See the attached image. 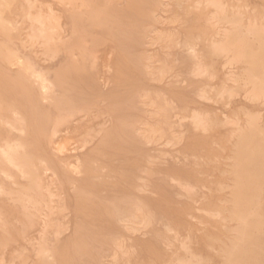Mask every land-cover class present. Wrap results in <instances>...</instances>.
Segmentation results:
<instances>
[{
  "label": "rangeland",
  "instance_id": "obj_1",
  "mask_svg": "<svg viewBox=\"0 0 264 264\" xmlns=\"http://www.w3.org/2000/svg\"><path fill=\"white\" fill-rule=\"evenodd\" d=\"M0 1L4 18L0 22V112L14 118L13 110L17 108L23 115L30 116L31 91L34 99L51 111L50 122L45 124L40 116L34 130L31 129V136L0 125L2 144L6 140L27 141L39 131L41 136L37 138L36 153L49 167L39 173L42 180L39 191L38 188L29 191L28 177L16 168L0 163V185L11 192L0 191L1 264H43L45 254H52L46 258L47 262L60 264L57 262L58 250L59 245L64 244L70 247L73 264H101L103 258L106 260L102 264H228L233 260L242 264L254 261L264 264V162L255 163L259 177L250 186L256 189L257 217L251 216L246 228L243 227V220L233 217V199L237 188L233 170L235 165H242V155L238 152L241 148L240 135L251 117L258 119L256 124L260 135L256 141H260L258 147L263 150L261 158H264V101L253 100L252 84L245 85L247 64L230 65L226 57L212 52V39L219 40L220 32L230 28L229 23L208 25V18L215 13L213 6L199 4L200 0H189L178 6L174 5L175 0H170L173 4L169 6L173 7L167 6L161 11L157 9L162 21L165 20L156 24L147 17L148 11L137 0H100L101 3L99 0ZM224 2L229 15L239 12L245 27L250 23L264 24V0ZM106 5L121 22L120 26H96L87 19L90 8L96 6L105 10ZM8 20L13 24L10 25ZM42 23H46L48 32H41ZM153 26L164 33L179 34L181 44L170 47H166L164 42L142 45L145 36H148L146 40L155 37L147 30ZM205 30L208 32L205 33ZM50 31L54 33L50 34ZM72 31L77 32L74 34ZM78 32L86 33V47L83 46L84 38L78 42L76 36L81 37ZM44 41L47 43L43 45ZM262 43L264 38L255 43V47ZM193 50H196L197 57ZM10 52L18 54L25 63L49 76L57 84L58 96L67 89L85 94L88 101L83 103L84 107L71 113L44 99L40 82L35 78L28 79L18 61L14 65L6 60ZM150 54L156 62L148 69L146 64ZM164 58L169 59L172 72L166 73L162 80H155L147 73L157 72ZM185 60L186 63H182ZM200 61L208 67L205 75L196 70ZM183 64L187 66L183 67ZM145 91L169 98L173 107L170 113L172 129L156 142L133 140L120 149L107 146L104 152L99 153L106 133L115 124L109 108L111 101H123ZM143 105L133 111L134 115L138 119H152L150 110L153 107ZM195 115L204 119V127L195 124ZM87 163L101 167L95 179L98 196L110 198L116 194L134 193L154 213L150 227L131 230L123 228L115 220H108L105 215L93 219L78 213L77 191L83 185L84 177L80 165ZM140 167L144 172L140 173ZM122 171L128 172L133 183H147L146 190L136 192L133 187L130 188L123 182ZM138 175L145 178L138 181ZM23 190L37 201L36 209H25L17 199V194ZM29 211L35 213L31 218L26 214ZM253 222L257 227L251 226ZM80 224L82 226L78 230ZM243 231L245 236L240 238ZM85 232L93 234L96 239L90 246L88 257L76 249L81 236H86ZM111 237H119L124 242L125 252L117 251L115 244L109 240ZM235 241L241 245L237 250L233 248Z\"/></svg>",
  "mask_w": 264,
  "mask_h": 264
},
{
  "label": "bare ground",
  "instance_id": "obj_2",
  "mask_svg": "<svg viewBox=\"0 0 264 264\" xmlns=\"http://www.w3.org/2000/svg\"><path fill=\"white\" fill-rule=\"evenodd\" d=\"M26 1H28V0H26ZM73 1H75V0H73ZM95 1H97V0H95ZM137 1L141 4L143 9L148 11L147 17H149L156 24H159L165 20L164 19L162 21L161 16L159 15V13H157V9H160V11H161V10H164V7H166L165 9H167V6H169V4H173L172 2L170 3V0H137ZM187 1H189V0H175L174 5L182 6V3L187 2ZM99 2H100V0H99ZM236 2H237V0H236ZM73 3L74 2H72V4ZM253 3H255V2H253ZM259 3H260V1H259ZM79 4H80V2H79ZM199 4H203L206 6H213L215 8L214 15H212V17L208 18V25L209 26L223 25L226 23L230 24V28H227L223 32H220L221 38L219 40H213L212 39L211 46H210L212 52L219 57H226L228 59L227 63L230 65H235V64L242 63V62L247 64L248 66H247L246 76L244 79L245 85L252 84L251 98L253 100H263L264 101V44L262 43V45L258 46L257 48L255 47V43H257L259 40H261V38H264V24L258 25L256 23H250V25L245 27L244 24L242 23V19L240 17L239 12H235L233 15H229L227 7H226V3L224 2V0H200ZM1 5H2V3L0 1V22L4 20V18L2 16ZM58 5H60V4H58ZM96 5H98V4H96ZM100 5H103V4H100ZM26 7H27V5H26ZM78 7H79V5H78ZM171 7H173V6H169V8H171ZM60 8H62V6H60ZM49 9H50V7H49ZM73 9H72V11H73ZM109 9H110L109 5L105 6V10H103L99 7L96 8V6H95V8L94 7L90 8L89 9V16L87 19L90 20L92 25H96V26L97 25L120 26L121 22L117 20V17H115L114 14L109 11ZM173 10H175V9L173 8ZM251 12H252V10H251ZM160 13H162V12H160ZM176 14H177V12H176ZM177 15H179V14H177ZM179 16H181V15H179ZM183 18H184V16H183ZM40 19H41V17H40ZM37 21H40V20H37ZM47 21H49L48 18H47ZM183 21H185V20H183ZM169 22H171V24H173L172 20H169ZM179 22H181V19ZM204 22H206V21H204ZM8 23L10 25L13 24V22L11 20H8ZM29 23H31V22H29ZM56 23H58V22H56ZM161 25H163V24H161ZM38 26H40V25H38ZM8 27H10V26H8ZM59 27H61L60 23H59ZM80 29H82V28H80ZM47 30H48V26L46 25V23H44L43 24V30L41 32H46ZM147 30H149V32L151 34L154 33L155 37H153L151 40H149V39L146 40L148 38V36H145L142 40V45H145V44L148 45V43L155 44L157 42H164V43H166V45H165L166 47H170V46H174V45H177L180 43L179 36H178L179 34L164 33L162 31L158 30L156 28V26H153L151 28L149 27V28H147ZM59 31H60V29H59ZM77 31H75V32H77ZM175 31H176V29H175ZM61 32L63 33L62 29H61ZM69 32H71V31H69ZM75 32H73V33L75 34ZM167 32H169V31H167ZM176 32H178V31H176ZM207 32L208 31L205 30V33H207ZM53 33H51V31H50V34H53ZM78 33H80V32H78ZM78 33H77V35H78ZM80 34H81L80 35L81 37L76 36L78 39V42L80 41V38H82V40H83L86 33L84 34L82 32ZM82 34H84L83 37H82ZM53 36H52V38H53ZM55 36H56V34H55ZM87 36H88V34H87ZM62 37H64V35ZM27 38H29V37H27ZM47 39H48V37H47ZM72 39H75V38H72ZM85 39L86 38H84V40H83L84 41L83 46L87 45V43L85 44V41H86ZM28 40H30V39H28ZM46 41H48V40H46ZM35 42H36V40H35ZM46 43L47 42L43 43V45ZM66 43H67V41H66ZM72 43H73V41H72ZM186 43H188V42H186ZM31 45H32V43H31ZM60 47H61V45H60ZM77 47L80 48V46H77ZM70 48H72V47H70ZM169 49H171V48H169ZM173 49H175V48H173ZM82 50H83V48H82ZM75 51H76V49H75ZM67 53H68V51H67ZM86 53L89 54L88 52H86ZM193 53H194V55H196V57L198 56V54H196V50H193ZM174 56L176 58V54H174ZM73 57H75V56H73ZM169 57H172V56L169 55ZM87 58L85 60H87ZM147 59L149 62L146 64V67L148 69H150L152 64H154L153 62H156V61L153 60V57L151 54H150V56L147 57ZM6 60L10 63H14L15 61H18L19 65L21 64L25 74L29 77L28 79L35 78L37 81L40 82L41 89L43 92V98L46 99L47 101H49L50 103H52L55 107L59 108L60 110H66V111L73 113V112H76V111H79L80 109H82L84 107L83 103H86L88 101L85 94H80L78 92L75 93L74 91L72 92L71 89L70 90L67 89L66 92H64V93L62 92L61 95L58 96L56 94L57 88H58L57 84L54 81H51L49 79V76L42 74L36 68L31 66L29 63H25L22 60V57L18 56V54L14 53V52H10V53H8V55L6 57ZM75 60H76V57H75ZM164 60H165V58H164ZM168 61H169V59L165 60L164 62L162 60V64L160 67H158L157 72L149 71L147 74H150V76H152V78L155 80H162L165 77L166 73H168L170 71L172 72L171 69H173L171 67V65L168 63ZM42 62H44V61H42ZM183 62L186 63V60L182 61V63ZM175 64H177V63L175 62ZM14 65H15V63H14ZM81 65H82V63H81ZM183 65H184L183 67L187 66V64H183ZM196 70L198 71L199 74L205 75L208 71V67L206 64H204L203 62L200 61L196 64ZM105 74H106V72H105ZM148 77H149V75H148ZM153 82H154V80H153ZM92 83H93V81H92ZM30 94H31V97L33 98V100L30 103L31 115L30 116L23 115V113L17 108H15L13 110L14 118H9L0 112V125H3V126L7 125V126H9L8 127L9 129L11 127V128L17 129L18 131H20L22 133H26L28 136H31V129L34 130L35 126L39 122L38 118L40 116L42 117L41 120H43L45 124H48L50 122L51 118L49 117V115H50L51 111L47 107H45L44 105H41L38 101H36L34 99L35 96H34L32 91L30 92ZM140 104L149 105V106H151V108L153 107L150 110V114L152 116V119H142V118L138 119L136 117V115H134L133 111L138 110V108H140ZM213 104H215V103H213ZM233 105H235V104H233ZM109 108H110L111 114L115 118V124L113 126V129L109 130L106 133L105 140L102 142V145L98 150L99 153L104 152L105 148L107 146H111V147L120 149V148H122V146L127 145L128 143H130V141H133V140H138V141L140 140L141 142H145V143L152 142L155 140H159V139L163 138L169 132V130L172 129L171 128L172 123L170 121V113L173 110L172 103L168 97H166L162 94L156 93L154 95V93H151L149 91H145L142 93H138L137 96H135L133 98H128V99H125L123 101L112 100ZM0 110H1V108H0ZM222 110H224V109L222 108ZM148 114L149 113H147V115ZM70 117H71V115H70ZM223 117H224V115H223ZM181 118H182V116H181ZM179 120L180 119H178V122H179ZM189 120L191 121V119H189ZM257 120L258 119L251 117V119H249L248 126L243 130V133H241V135H240V137H241L240 147L241 148L238 150V152L241 153V155H242V159L240 160L242 165H238V164L235 165L234 170H233L234 174H236L235 179L237 182V188H236V191L234 192L235 197L233 199V202H234L233 217H237L238 219L243 220L244 221V223H243L244 228L249 226L248 225V219L251 216L257 217V214H256L257 213L256 197H255L256 189L255 188L253 189V187H250V186L254 185L257 182L256 181L257 177H259V174H257V172H256L257 171L256 170L257 165H255V163L264 162V158H261V153H263V150L258 147L261 145L260 141H259V139L256 141V138H258L260 135L259 131H257V130H259V126L256 124ZM194 122L197 126H203L204 127V119L200 115L194 116ZM14 132H16V131H14ZM40 132H41V130H40ZM71 132H69V133H71ZM40 136H41V134H39V131H37V133L35 135L36 138L33 135V137H29L28 139H26L27 141L19 140L17 142H12V141L6 140L3 144L0 142V163L5 164L7 166H11L12 168H16L24 176L28 177V179L30 181L29 191L33 190L34 188H38V191H39V189L42 187V180L40 178L39 173L42 169H44V170L49 169L48 165L45 164L44 159L36 153L37 152L36 151V144L38 142L37 138H39ZM55 136H56V134H55ZM74 136L72 135V137H74ZM178 137H179V135H178ZM233 143H235V142H233ZM80 145H82V143ZM61 150H62V147H61ZM77 160L80 163V160L79 159H77ZM74 163H76V162H74ZM121 163H123V162H121ZM71 165H73V164H71ZM80 167L82 168L81 171L84 173V177H83V185H81V187H79L78 191H77V195L79 197V202L77 205L78 213H80L81 215H84V216H90V218H93V219H94V217L97 218V217H102L103 215H105L108 220H115L118 223H120L121 225H123V228L125 227V228L131 229V230H140L142 228L150 227V225L154 221V213L151 211V208L139 196L135 195L134 193L133 194L130 193L134 196H132L130 194H122V195H119V194L115 195L114 194L115 196L110 197V198L99 197L98 196V186H97V183L95 182V179H96V177L99 176L98 172L101 169V167L99 165H95L94 163H87L84 165H80ZM2 170L6 173L7 176H9V173L6 170H4V169H2ZM19 171H18V173H19ZM139 171H140V173L144 172V170L141 167L139 168ZM51 173L52 172H50V174ZM121 173H122L121 176L123 178V182L126 183L130 188L133 187V189H135L136 192H142V191L144 192V190H146L147 183H141L140 184L139 182H136V181H135V183H133L131 176L128 174V172L122 171ZM52 176H54V175H52ZM2 177H4V176H2ZM47 178H49V177H47ZM144 178L145 177H143V175L136 176V179L138 181L143 180ZM19 179L21 180V178H19ZM49 181H50V179H49ZM103 181H105V180H103ZM7 182H9V181L7 180ZM23 182H25V181H23ZM100 182H102V181H100ZM50 185H52V184H50ZM48 187H49V185H48ZM73 187H74V185H73ZM49 190H50V194H51L52 190L51 189H49ZM0 191L3 193L11 194L10 191L6 190V188L1 186V185H0ZM23 191H20L17 194V199L22 203V206L25 209H30V210H32L33 208L36 209L37 201L33 198V196L30 193H27L25 191L23 192ZM54 192H56V191H54ZM2 195H6V194H2ZM150 195H151V193H150ZM11 196L12 195H10V197ZM13 196H16V194L15 195L13 194ZM48 199H49V197H48ZM40 202H42V201H40ZM12 204H13V202H12ZM44 206H45V204H44ZM33 211H29L26 213L27 216H29V218H31L35 214ZM44 215H45V213H44ZM41 217H42V215H41ZM73 220H74V218H73ZM225 222H226V220H225ZM255 222L257 223L258 221L256 220ZM255 222H253L251 224V226L257 227ZM81 226H82L81 224L78 226V230L81 229ZM39 228H41V227H39ZM72 229H73V227H72ZM195 231H197V230L195 229ZM131 233H132V231H131ZM84 234H86V232ZM241 234L242 235L240 238H242V236H245V231H243V233L241 232ZM136 236H138V235H136ZM83 237H86V238H83ZM225 239H226V237H225ZM109 240L113 244H115V246L118 249V250L116 249L117 251L120 250L121 252H125L124 251L125 246L123 244L124 242H122L119 237H111V238H109ZM122 240H124V239H122ZM201 240H203V239H201ZM95 241H96V239H95L94 235L87 232L86 236L85 235L81 236V239L78 243V246H76V249L80 252L83 251V255L88 257L90 255V252H91L90 246ZM185 245H186V243H185ZM240 246L241 245L239 244L238 241H235L233 244V248H235L236 250L238 248H240ZM116 247H114V248H116ZM174 249L176 250V248H174ZM58 251H59L58 257H57L58 263H60V264H73L74 257H72V255H71V250H70V247L68 244H64L61 246L59 245ZM130 251H132V250H130ZM105 253L107 254L108 252H105ZM112 253L114 254V251ZM37 254H38V252H37ZM49 256H52V254H48V255L45 254V256L43 257L44 258L43 264H50L49 262L46 261V258H48ZM109 256H111V255H109ZM126 257H127V255H126ZM105 258H107V257H105ZM110 259H111V257H110ZM121 259L122 258H120V260ZM104 260H106V259L103 258L102 263H104ZM111 260L114 261L115 259L114 260L111 259ZM4 261H5V259H4ZM201 262H199V263H201ZM105 263H107V262H105ZM111 263L108 262L107 264H111ZM228 264H242V263L240 261H237V260L234 261L233 260V261H229ZM251 264H259V261L251 262Z\"/></svg>",
  "mask_w": 264,
  "mask_h": 264
}]
</instances>
